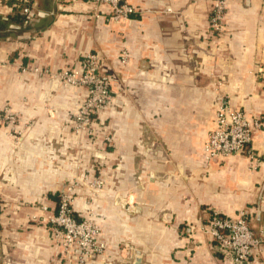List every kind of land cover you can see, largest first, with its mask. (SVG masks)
Listing matches in <instances>:
<instances>
[{
	"label": "crops",
	"instance_id": "crops-1",
	"mask_svg": "<svg viewBox=\"0 0 264 264\" xmlns=\"http://www.w3.org/2000/svg\"><path fill=\"white\" fill-rule=\"evenodd\" d=\"M10 2L48 16L31 29L9 30L5 23L0 29V113L8 106L18 117L13 135L0 124V264H62L60 249L33 216H42L44 205L56 207L59 190L79 175L78 164L104 178L92 203L79 188L73 208L81 219L92 215L114 264L137 258L138 264H222L201 232L212 212L235 217L249 210L259 232L264 0H230L224 32L214 40L207 0H122L136 12L119 23L95 20L86 0ZM123 50L127 65L119 62ZM95 51L105 59L104 74L115 79L116 98L100 115L105 129L96 147L83 148L81 164L71 134L76 97L31 69L75 67ZM222 103L263 119L252 137L257 165L243 155L204 162L203 145ZM254 260L264 264V247Z\"/></svg>",
	"mask_w": 264,
	"mask_h": 264
},
{
	"label": "built area",
	"instance_id": "built-area-1",
	"mask_svg": "<svg viewBox=\"0 0 264 264\" xmlns=\"http://www.w3.org/2000/svg\"><path fill=\"white\" fill-rule=\"evenodd\" d=\"M11 0H0L1 20L11 21L15 12L25 17L27 24L34 19L35 13L29 7L19 3L7 4ZM63 3L66 0H55ZM93 5V16L98 19L105 16L107 21L119 23L129 21L135 14L133 7L122 0H86ZM196 1V0H193ZM209 7V34L212 39H219L225 29V17L230 0H207ZM101 7H104L101 10ZM128 52L121 51L119 62L127 65ZM105 59L98 52L84 54L74 67H67L53 72L51 69L31 70L47 78V81L60 89L71 91L76 97V109L72 113L71 134L74 137L75 150L96 144L99 134L105 129L101 114L112 107L116 95L111 89L115 80L104 74ZM22 72L28 67H22ZM264 75V67L258 69ZM83 93V96H81ZM0 124L9 130L11 135L18 131V117L8 107L0 113ZM263 126V119L253 120L229 103L218 107L214 128L208 133L203 145V160L206 164L224 161L230 157L243 155L259 163L252 148V137L255 131ZM104 127V128H103ZM19 134V132H18ZM18 138V137H17ZM15 138V140H18ZM106 144H111V136L105 134L102 138ZM79 154L76 153V156ZM100 159L99 154H94ZM78 163L77 158L75 160ZM81 168L78 164L77 169ZM255 168V167H254ZM104 178L90 170H80L73 180L66 182L57 194L56 207L49 209L42 206V216H33V220L43 225L48 231L54 246L60 249L62 264H87L101 254L106 257V245L100 238V227L95 224L92 215L80 218L73 208V201L79 188H85L89 193V203H92L104 186ZM251 211L241 210L235 217H227L212 212L201 227V232L214 242V250L221 257L222 264H253L255 255L264 247V225L255 233L251 226ZM38 220H41L39 222Z\"/></svg>",
	"mask_w": 264,
	"mask_h": 264
},
{
	"label": "rangeland",
	"instance_id": "rangeland-1",
	"mask_svg": "<svg viewBox=\"0 0 264 264\" xmlns=\"http://www.w3.org/2000/svg\"><path fill=\"white\" fill-rule=\"evenodd\" d=\"M96 20V19H95ZM60 103H57V105H55V106H58ZM45 107L46 108H48V109H46V111H48V112H55L52 108H54V106L53 105H51V103H50V101L48 102V101H46L45 102ZM94 147H96V145L94 144L93 145ZM83 151V149H80V150H77V154H79L78 156H77V161L79 162L81 159H82V156L83 155H81V152ZM95 153H93V155H94ZM92 155V156H93ZM79 163H81L82 164V161H80ZM85 166H83V168L81 167V168H79L80 170H85ZM87 169V168H86ZM79 170V171H80ZM39 222H41V220H38ZM40 227H43V225L42 224H40V223H38V222H36ZM111 256H104V254H101V255H99L98 257H95V258H93V259H88V261H87V264H97L98 262H100L101 264H114L112 261L113 260H111Z\"/></svg>",
	"mask_w": 264,
	"mask_h": 264
},
{
	"label": "water",
	"instance_id": "water-1",
	"mask_svg": "<svg viewBox=\"0 0 264 264\" xmlns=\"http://www.w3.org/2000/svg\"><path fill=\"white\" fill-rule=\"evenodd\" d=\"M34 13H35L34 19L31 22H28L27 24H24V23L19 24L13 21H5V20H1V18L0 20L7 25L9 30L19 31L22 29H31L34 26V24H36V21L38 19H43L48 16L47 13L42 12V11H36ZM134 264H138V258Z\"/></svg>",
	"mask_w": 264,
	"mask_h": 264
},
{
	"label": "trees",
	"instance_id": "trees-1",
	"mask_svg": "<svg viewBox=\"0 0 264 264\" xmlns=\"http://www.w3.org/2000/svg\"><path fill=\"white\" fill-rule=\"evenodd\" d=\"M7 3H12L10 1H8ZM21 6L26 7V5L20 4ZM28 7V6H27ZM11 21L15 22V23H22L25 21V17H23L21 14L15 12L14 15L10 18ZM4 26L3 22L0 20V29ZM251 223V222H250Z\"/></svg>",
	"mask_w": 264,
	"mask_h": 264
}]
</instances>
